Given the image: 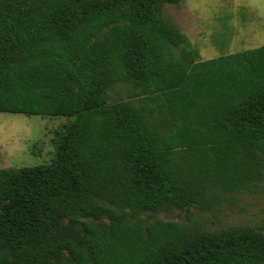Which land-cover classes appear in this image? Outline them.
Here are the masks:
<instances>
[{"label":"trees","instance_id":"16d2710c","mask_svg":"<svg viewBox=\"0 0 264 264\" xmlns=\"http://www.w3.org/2000/svg\"><path fill=\"white\" fill-rule=\"evenodd\" d=\"M180 1L0 0V111L73 117L0 167V264H264V230L190 222L264 185V44L201 59Z\"/></svg>","mask_w":264,"mask_h":264},{"label":"rangeland","instance_id":"374dc122","mask_svg":"<svg viewBox=\"0 0 264 264\" xmlns=\"http://www.w3.org/2000/svg\"><path fill=\"white\" fill-rule=\"evenodd\" d=\"M163 14L186 34L201 59L264 44V0H181L166 4ZM128 90V85L117 83L107 90V99H127ZM72 120L67 115L0 111V167L50 162L54 137ZM193 211L190 222L205 229L241 224L264 230V185L234 192L209 210ZM155 216L186 220L178 210Z\"/></svg>","mask_w":264,"mask_h":264}]
</instances>
